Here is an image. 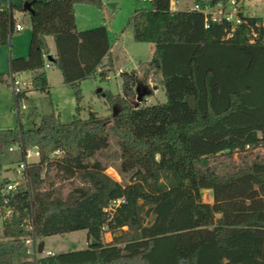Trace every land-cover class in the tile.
<instances>
[{
    "label": "trees",
    "instance_id": "trees-1",
    "mask_svg": "<svg viewBox=\"0 0 264 264\" xmlns=\"http://www.w3.org/2000/svg\"><path fill=\"white\" fill-rule=\"evenodd\" d=\"M151 2L129 25L136 42L155 45L152 59L121 73V94L98 93L110 116L91 110L82 118L81 83L108 80L114 60L107 26L78 30L76 6L105 12L102 0H0V47L10 43L17 14L29 17L32 30L28 56L11 59V73L30 74L29 91L49 94L53 38L54 63L77 100L70 123L51 113L29 129L0 131V167L14 146L22 161L39 153L15 190L3 194L14 181L0 178V264H34L28 239L77 231H86L87 248L42 253L37 264H264V155L250 153L264 147V45L250 41L264 20L243 17L227 39L226 22L206 27L201 12ZM7 77L0 73V84ZM139 83L161 87L167 101L148 106L145 96L135 106ZM29 91L16 102L28 101ZM112 140L120 181L106 173ZM52 172L69 183L67 193ZM118 199L125 202L110 209Z\"/></svg>",
    "mask_w": 264,
    "mask_h": 264
},
{
    "label": "rangeland",
    "instance_id": "rangeland-1",
    "mask_svg": "<svg viewBox=\"0 0 264 264\" xmlns=\"http://www.w3.org/2000/svg\"><path fill=\"white\" fill-rule=\"evenodd\" d=\"M106 8L105 12L93 6L77 5L78 27L80 29H91L94 27L104 26V24L96 25L101 16L108 23L109 37L113 47L112 58L114 60V70L109 73L108 80L102 81L99 77L85 80L81 83L83 101L81 102L80 116L87 118L92 110L101 116H110L112 114L109 106L105 104L104 94L111 92L113 95L122 93V72H133L138 69L141 62H147L152 59L155 52V45L152 43H138L134 40L132 28L129 21L135 10L152 9L151 1L142 0H102ZM172 8L175 11H184L194 9L195 0H171ZM244 10L247 15L257 14L264 20V0H247L244 2ZM16 19L22 22L25 29L23 32H15L7 46L0 47V73L8 76L11 74L10 59L17 58V54L27 57L29 53L31 41V25L29 17L17 14ZM106 26V25H105ZM52 41V40H51ZM53 43V42H52ZM48 73L51 76L50 93L35 92L32 99L22 101L16 104L14 92H4L0 88V131L10 129H19L21 126L24 129H29L34 124H39L41 118L45 115L55 113L60 116L63 123L73 121L76 114L77 100L74 89L71 86L63 83L61 72L57 67L49 68ZM209 74L212 71L208 70ZM150 92L146 98V105H154L159 102H166L167 97L161 87L153 88L146 86ZM99 89L104 92L102 96L98 95ZM215 90V88H213ZM137 97V96H136ZM136 97L131 98L133 103L136 102ZM19 108V114L17 112ZM116 112L117 108L115 107ZM32 150L30 152H34ZM119 149L112 140V146L107 152L110 158L106 161L111 165L106 173L115 180L120 181V176L116 171L115 166L119 163L118 156H113L118 153ZM250 153L256 155H264V147L250 150ZM7 159L3 161L0 167V178L8 177L14 182H21L23 175L17 170L22 161L21 150L15 146L14 151L6 152ZM239 154L234 155V159L238 161ZM51 178L54 179L56 185L66 184L64 193L70 189L67 182H63L54 172L51 173ZM203 199L205 202L212 203L210 191H204ZM0 221V238H1ZM112 240L110 233L103 235V242L107 243ZM40 243V240H37ZM44 248L46 251H51L54 254L82 250L89 246L86 231H77L64 235H57L43 239Z\"/></svg>",
    "mask_w": 264,
    "mask_h": 264
},
{
    "label": "built area",
    "instance_id": "built-area-1",
    "mask_svg": "<svg viewBox=\"0 0 264 264\" xmlns=\"http://www.w3.org/2000/svg\"><path fill=\"white\" fill-rule=\"evenodd\" d=\"M142 1H151V0H142ZM244 2L245 0H225L223 2H219L214 6L207 4L206 6H202L201 4H195L193 11L201 12L205 16L206 27L213 22H226L230 25V30L227 33V39L233 37L237 28L244 23L243 17L247 16L244 10ZM264 28L263 23H256L254 27H252V32L250 34L251 43H255L258 39L261 40V43L264 45V33L261 35L260 30ZM24 27L18 23L16 25L15 31H23ZM11 86L14 92L15 98L17 95L22 94L25 91H29L31 88V81L29 78H24L21 74H13L11 73ZM16 104H18L16 102ZM19 105V104H18ZM17 112L19 114V108L17 106ZM14 147L10 148V151H14ZM39 156L38 151H35ZM28 154L24 156L25 160H23L17 170L20 174H24L28 170ZM18 182L10 183L6 189L3 190V194L8 193L16 189ZM125 202L124 199H118L111 203L110 209L115 208ZM27 246L29 247V253L32 254L34 264H37L38 253V245L39 242L37 238L34 236L26 241ZM44 254L47 256L53 255L54 253L51 251L44 250Z\"/></svg>",
    "mask_w": 264,
    "mask_h": 264
},
{
    "label": "crops",
    "instance_id": "crops-1",
    "mask_svg": "<svg viewBox=\"0 0 264 264\" xmlns=\"http://www.w3.org/2000/svg\"><path fill=\"white\" fill-rule=\"evenodd\" d=\"M246 2H247V0H245ZM173 10H174V8H172ZM175 11V10H174ZM245 13H247L246 11H245ZM247 15V14H246ZM248 16H259L260 17V15H257V14H250V15H248ZM76 20H77V26H78V19H77V10H76ZM18 23H20L23 27H24V25L22 24V22H18ZM101 24H104V25H106L107 26V28H108V30H109V27H108V23L107 22H105V20L100 16L99 17V19H98V22H97V24L96 25H101ZM24 29H25V27H24ZM78 30H80V31H83V30H87V28H82V29H80L79 27H78ZM24 31V30H23ZM23 31H15V32H17V33H20V32H23ZM110 32V31H109ZM52 40V41H51ZM53 42V43H52ZM48 44H49V47H50V50H51V54H50V56L48 57V59H47V67H46V71H47V74H48V80H49V83L51 84V76H50V74L48 73V69L49 68H53V67H57L56 66V64L54 63V60L56 59V47H55V42H54V39L53 38H48ZM113 53V47H112V50H111V54ZM23 54H21V53H18L16 56H17V58H18V56H22ZM12 59V58H11ZM10 59V60H11ZM21 76H23L24 78H29L30 79V74H21ZM10 77H11V74H10V76H8L7 77V82L6 83H3V84H0V88H3V90H4V92H12V86H11V79H10ZM62 79H63V77H62ZM1 90V89H0ZM35 92H37V91H29L28 93H27V96H28V98H29V100H31L32 99V96H33V94L35 93ZM28 100V101H29ZM36 151V150H35ZM28 152V157H27V161H28V163H36V162H38V160H39V156L36 154V152ZM211 197H212V194H211ZM213 202H214V200H213V197H212V203H210V202H206V203H210V204H213Z\"/></svg>",
    "mask_w": 264,
    "mask_h": 264
},
{
    "label": "water",
    "instance_id": "water-1",
    "mask_svg": "<svg viewBox=\"0 0 264 264\" xmlns=\"http://www.w3.org/2000/svg\"><path fill=\"white\" fill-rule=\"evenodd\" d=\"M31 5L28 4L27 8L30 9ZM102 89H99L98 93H101ZM136 92H137V97H136V102H134L135 106H138L144 99L145 96L149 95V91L147 90L146 86L143 85L142 83H139L137 88H136ZM116 112V109H115ZM38 253L42 254L44 253V244L43 243H39L38 245Z\"/></svg>",
    "mask_w": 264,
    "mask_h": 264
}]
</instances>
